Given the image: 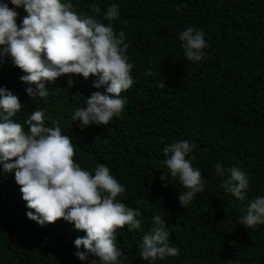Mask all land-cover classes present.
Wrapping results in <instances>:
<instances>
[{
    "label": "trees",
    "instance_id": "trees-1",
    "mask_svg": "<svg viewBox=\"0 0 264 264\" xmlns=\"http://www.w3.org/2000/svg\"><path fill=\"white\" fill-rule=\"evenodd\" d=\"M70 2L77 13L125 32L135 81L122 93L128 102L107 126H82L72 121L74 110L86 106L93 92L105 91L93 86L95 76L62 75L46 84L48 97L33 100L20 80L25 73L5 57L0 86L22 104L13 119L23 124L34 110H44L45 125L59 124L76 146L75 162L90 171L105 165L125 186L120 200L139 209L143 223L140 230L117 229L121 264H149L139 244L155 215L165 219L170 245L179 249L178 256L155 264H264V225L246 228L238 222L248 203L264 196V0ZM112 4L119 5V17L103 20ZM177 5H183L179 12ZM17 11L19 25L26 13ZM193 27L206 33L207 55L200 62L186 59L178 38ZM179 140L195 145L193 167L205 183L185 207L178 196L187 189L179 180L160 179L167 171L163 148ZM218 161L248 174L244 201L221 188L226 177L216 174ZM29 210L14 173L0 168V264H82L74 241L86 233L63 218L41 226L27 217Z\"/></svg>",
    "mask_w": 264,
    "mask_h": 264
},
{
    "label": "clouds",
    "instance_id": "clouds-1",
    "mask_svg": "<svg viewBox=\"0 0 264 264\" xmlns=\"http://www.w3.org/2000/svg\"><path fill=\"white\" fill-rule=\"evenodd\" d=\"M182 7L177 5L176 11ZM19 8L26 15L18 25ZM93 11L100 13L96 6ZM118 17L119 5L112 4L103 20ZM205 37L204 31L194 27L179 33L188 61L200 62L207 55ZM126 41L124 31L117 33L112 23L77 13L70 0H0V63L10 57L25 73L20 80L28 85L29 97H48L46 84L65 74H78L85 79L95 76L93 86L104 87L103 93L93 92L86 98V106L74 110L71 119L80 121L82 126H107L122 114L128 102L122 93L135 83ZM21 109L18 96L0 86V168L5 174L14 173L22 199L30 209L27 217L41 226L63 218L84 231L86 235L74 241V255L82 264H121L123 252L116 242L117 229L127 225L129 232L140 230L143 223L138 218L141 211L120 200L125 186L105 165L90 171L75 162L76 146L62 134L59 124L45 125L44 110H34L23 124L16 122L13 118ZM194 147L188 140H179L163 148L167 171L160 179L170 182V177L177 178L187 189L178 196L181 207L189 205L205 189L201 170L193 167L195 157L190 154ZM215 172L226 177L220 185L226 193L239 201L246 199L250 180L245 171L218 161ZM152 220L151 229L142 235L139 244L140 257L155 264L157 260L178 256L179 249L170 245L165 219L155 215ZM238 222L246 228L264 225V196L250 201Z\"/></svg>",
    "mask_w": 264,
    "mask_h": 264
}]
</instances>
